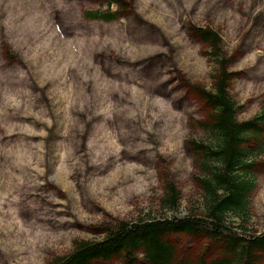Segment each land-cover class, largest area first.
Wrapping results in <instances>:
<instances>
[{"label": "rangeland", "instance_id": "rangeland-1", "mask_svg": "<svg viewBox=\"0 0 264 264\" xmlns=\"http://www.w3.org/2000/svg\"><path fill=\"white\" fill-rule=\"evenodd\" d=\"M121 10L87 20V10ZM195 27L215 28L246 120L264 106V0H0V264H49L77 239L160 216L173 182L194 211L189 140L211 114L214 65ZM249 229L264 231V155ZM174 264L223 256L174 235ZM114 257L98 264H123ZM256 264H264V254Z\"/></svg>", "mask_w": 264, "mask_h": 264}, {"label": "trees", "instance_id": "trees-1", "mask_svg": "<svg viewBox=\"0 0 264 264\" xmlns=\"http://www.w3.org/2000/svg\"><path fill=\"white\" fill-rule=\"evenodd\" d=\"M111 7L120 0H108ZM121 10H87V20L112 22ZM194 34L206 46L214 65L211 87L201 95L211 114L194 123L201 136L189 140L199 172L197 204L180 214L181 191L173 182L160 198L162 215L121 220L104 229L98 239H77L73 249L55 256L49 264H98L123 257V264H174L175 246L170 240L181 233L202 236L218 243L223 256L197 264H256L264 254V231L250 230L251 196L257 188V161L264 155V106L253 117L241 120L242 106L231 92L237 72L215 28L195 27Z\"/></svg>", "mask_w": 264, "mask_h": 264}]
</instances>
